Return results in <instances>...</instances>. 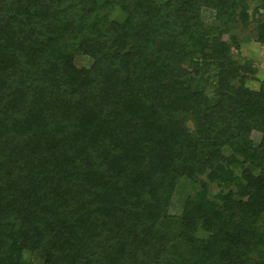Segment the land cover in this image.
Instances as JSON below:
<instances>
[{"label": "trees", "instance_id": "16d2710c", "mask_svg": "<svg viewBox=\"0 0 264 264\" xmlns=\"http://www.w3.org/2000/svg\"><path fill=\"white\" fill-rule=\"evenodd\" d=\"M248 1L0 0V264H264Z\"/></svg>", "mask_w": 264, "mask_h": 264}, {"label": "rangeland", "instance_id": "374dc122", "mask_svg": "<svg viewBox=\"0 0 264 264\" xmlns=\"http://www.w3.org/2000/svg\"><path fill=\"white\" fill-rule=\"evenodd\" d=\"M203 16L207 22H210V14L204 13ZM262 21H264L263 11L258 9V4L256 2L248 1L246 23L243 25L238 24L236 28L232 30L238 46L231 44V55L238 63L242 64L245 62L254 69V74L252 76H247L245 81L246 85L253 89L258 87L259 80L262 78L264 72V45L256 41L255 29L257 23ZM222 39L228 41L225 35ZM89 61V58L83 55H76L73 58V63L77 67H85L89 64ZM251 138L256 141L258 139V133L252 132ZM185 191L186 188L182 184L176 187L168 205L169 213L177 214L179 212Z\"/></svg>", "mask_w": 264, "mask_h": 264}]
</instances>
